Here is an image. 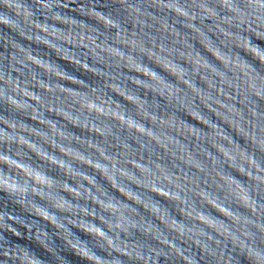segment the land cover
Listing matches in <instances>:
<instances>
[{
    "label": "water",
    "instance_id": "obj_1",
    "mask_svg": "<svg viewBox=\"0 0 264 264\" xmlns=\"http://www.w3.org/2000/svg\"><path fill=\"white\" fill-rule=\"evenodd\" d=\"M0 264H264V0H0Z\"/></svg>",
    "mask_w": 264,
    "mask_h": 264
}]
</instances>
